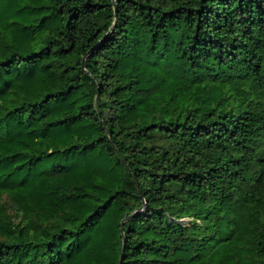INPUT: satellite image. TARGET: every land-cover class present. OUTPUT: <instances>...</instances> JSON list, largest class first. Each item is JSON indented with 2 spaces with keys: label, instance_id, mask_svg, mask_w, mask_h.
I'll use <instances>...</instances> for the list:
<instances>
[{
  "label": "trees",
  "instance_id": "trees-1",
  "mask_svg": "<svg viewBox=\"0 0 264 264\" xmlns=\"http://www.w3.org/2000/svg\"><path fill=\"white\" fill-rule=\"evenodd\" d=\"M122 256L264 264V0H0V264Z\"/></svg>",
  "mask_w": 264,
  "mask_h": 264
},
{
  "label": "water",
  "instance_id": "water-1",
  "mask_svg": "<svg viewBox=\"0 0 264 264\" xmlns=\"http://www.w3.org/2000/svg\"><path fill=\"white\" fill-rule=\"evenodd\" d=\"M122 260H123V256L121 257L120 264L122 263Z\"/></svg>",
  "mask_w": 264,
  "mask_h": 264
},
{
  "label": "rangeland",
  "instance_id": "rangeland-1",
  "mask_svg": "<svg viewBox=\"0 0 264 264\" xmlns=\"http://www.w3.org/2000/svg\"><path fill=\"white\" fill-rule=\"evenodd\" d=\"M11 209H12V212L14 213V208H13V207H11Z\"/></svg>",
  "mask_w": 264,
  "mask_h": 264
}]
</instances>
